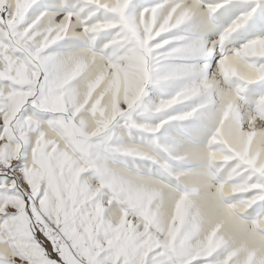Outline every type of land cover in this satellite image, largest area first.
<instances>
[{
	"label": "snow or ice",
	"instance_id": "6c2138e0",
	"mask_svg": "<svg viewBox=\"0 0 264 264\" xmlns=\"http://www.w3.org/2000/svg\"><path fill=\"white\" fill-rule=\"evenodd\" d=\"M0 264H264V0H0Z\"/></svg>",
	"mask_w": 264,
	"mask_h": 264
}]
</instances>
